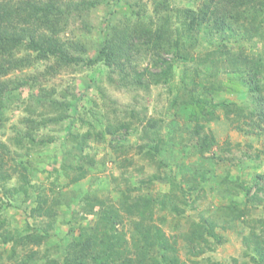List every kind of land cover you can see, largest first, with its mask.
I'll list each match as a JSON object with an SVG mask.
<instances>
[{"label": "trees", "instance_id": "16d2710c", "mask_svg": "<svg viewBox=\"0 0 264 264\" xmlns=\"http://www.w3.org/2000/svg\"><path fill=\"white\" fill-rule=\"evenodd\" d=\"M151 1L156 19L148 17L146 12L143 13V7L138 5L139 8L134 11L136 20L127 21L124 25L113 21L108 23L97 56L85 58L90 53V46L80 41L64 42L60 38L63 31L61 27L65 28L69 17H84L96 7L99 0L78 4L71 2L66 10L57 4V0H0V78L53 59L60 68L81 62L91 66L101 63L109 72L108 81L115 88L149 92L152 86L171 84L175 67L183 65L179 84L182 90L179 89L180 92L171 101L169 111L176 112L183 106L191 107L189 121L195 124L192 127L185 126L184 137L180 139L170 134L164 136L158 121L154 119H148L147 126L142 129L136 128L143 141L138 147L139 153L147 161L155 163L159 172L142 180L138 186L127 183L129 186L126 189L118 191L117 201L110 197L101 198L96 192L77 195L69 190H62L58 196L51 198L43 188H37L32 183L30 175L38 169L31 162L17 165L21 166V182L14 188H8L12 175L2 171L4 163L0 162V193L8 201L6 203L0 197V237L4 244L12 243L11 259L14 264H184L178 255L179 240L186 244L190 255L200 256L222 244L223 237L217 232L222 220V223L247 222L250 210L247 205L242 208V202L236 200L238 187L242 186H238L228 175H217L214 168H207L204 162L207 160L212 165L216 162L213 158H206V154L213 152L218 143L207 124L216 121L215 109L219 106L224 109L225 118L237 125L236 129L242 131L240 121L246 119L254 129L264 134V64L260 59L243 52L237 54L227 48L228 42L240 39L248 23L255 24L264 38V0H203L198 9L178 10L179 24L176 28L173 27L170 0ZM201 33L212 50L200 58L194 52L203 39ZM20 52H26L25 56H18ZM142 52L150 57L151 65L141 70L136 56ZM190 63H196V68L188 67ZM202 68L205 70L202 71ZM51 71L53 73L56 70ZM222 73L243 97L241 105L227 101L211 105L203 98L207 94L219 93L215 90L212 78ZM25 83L12 82L10 86V82L0 81V110L3 109L4 96L21 89ZM46 99L48 102L44 104L45 107H49L55 116L45 118L46 114L42 113L39 115L41 120L27 119L29 129L23 136L16 138L18 146L26 141L29 143L28 154L37 146L53 142L50 138L38 140L36 130L69 118L66 114L68 103L53 98L50 93H47ZM129 115L130 118L137 117L135 111H130ZM119 121L99 132L91 126L84 133H76L70 127L64 140L67 148L60 170L55 169L58 175L56 179L59 180L63 174L69 180L66 185L68 189L69 185L85 180L95 163L94 156L86 154L90 142L103 141L106 135L116 137L123 130L129 133L135 128V123L127 117ZM82 123H87L84 118ZM169 145L182 151L184 158H192L193 162L179 165L177 171L171 169L164 159ZM1 147L6 154L9 153L7 145L2 144ZM14 170L17 172L18 168ZM160 180L166 181L170 188L160 196H153L151 189ZM209 182L217 183L219 195L222 199H229V202L218 211L216 217L203 214L199 218L186 216V210L193 207L196 193L203 191V185ZM254 182L257 193L248 198L252 204L262 202L258 193L264 190V174L257 175ZM144 189L149 192L142 193ZM32 191L36 194V206L31 209L32 217L47 218L50 223L46 227L27 226L17 232L8 230L6 226L9 223L1 213L2 207L9 205L20 193L30 201ZM249 193L248 189L246 194ZM64 197H67V202L63 201ZM63 204L70 208L78 205L83 211V219L91 215L96 218L94 224L79 229L72 227L63 248L64 253L59 259L48 258V252L39 256L40 252L32 249L29 255L20 258L18 249L39 248L50 239L54 229L53 219L59 215ZM163 211L177 218H186L185 230L181 229L183 227L179 221L176 229L180 233L168 236L155 220L156 214ZM127 226H131L129 231ZM250 229L252 233L245 238L249 249L247 255L251 256V262L247 264H264V219L258 220L257 225Z\"/></svg>", "mask_w": 264, "mask_h": 264}, {"label": "rangeland", "instance_id": "374dc122", "mask_svg": "<svg viewBox=\"0 0 264 264\" xmlns=\"http://www.w3.org/2000/svg\"><path fill=\"white\" fill-rule=\"evenodd\" d=\"M84 1L88 0H57V4L66 10L71 2L78 4ZM202 2L203 0H170L173 27L176 28L179 24L177 23L178 10L198 9ZM138 5L143 7V13L146 12L148 17L153 16L156 19L151 0H99L96 7L90 9L84 17H69L65 28L61 27L63 31H61L60 38L68 43L79 41L85 43L91 48L85 58H95L103 43L108 23L113 21L124 25L127 21L134 22L136 20L134 11ZM245 26L240 39L228 42L227 48L237 54L243 52L260 59L264 64V38L259 34L255 24L248 23ZM200 36L203 38V33ZM203 39L194 52L195 56L200 58L212 50ZM25 53L20 52L18 56H25ZM136 57L141 70L151 65L150 57H147L144 52ZM50 66L53 68L50 69ZM195 66L196 63L188 65L191 69L196 68ZM53 69L56 71L51 73ZM183 69V65H177L171 84L152 86L149 92H133L115 88L108 81L109 72L101 63L91 66L86 62H81L60 68L53 59L1 77L0 81L10 82V86L13 85L12 82H26V85L21 89L14 90L4 96L2 99L3 109L0 110V162L4 163L2 171L12 175L8 182V188H14L21 182L19 177L21 166L17 167V165L21 162H31L38 169L37 172L30 175L32 183L36 184L37 188H43L51 198L58 196L62 190H69L68 192H75L77 195L96 192L101 198L110 197L117 201L118 191L126 189L129 186L127 183L138 186L142 180H147L150 175L159 172L155 163L147 161L139 153L138 147L143 141L136 128L142 129L147 126L148 119H154L158 121V127H161L164 136L170 134L175 135L176 138L178 136L180 139L184 137L185 126L195 125L189 121L191 107L183 106L176 112L169 111L171 101L176 97L178 91L180 92L179 84ZM203 70L205 69L202 68ZM47 71L50 72L47 73ZM153 71L156 70L153 68ZM212 81L215 84V90L219 93L203 96L209 104H220L224 101L239 105L243 103V97L236 91V87L225 74L213 77ZM47 93H50L53 98L69 104L67 111L65 110L69 118L59 124L51 123L36 130L35 135L38 140L50 138L53 142L46 146H37L33 152L28 154L29 143L26 141L23 145L18 146L16 138L19 135L23 136L29 129V125L26 124L27 119L41 120L42 117L39 115L42 113L46 114L45 118L55 116L49 107H45L48 102ZM78 99H80L79 103H77ZM130 111H135L137 117L130 118ZM215 113L216 121L207 124V128L214 132L218 143L213 152L206 154V158H213L216 162L215 165H212V162L206 160L205 166L214 168L217 175L221 177L228 175L238 186H242L238 187L239 195L236 200L242 202V208L247 205L250 212L246 217L247 222L239 220L222 223L224 220L221 221L217 232L223 237L222 244L214 246L213 249L207 250L200 256H194L190 255L186 244L179 240L178 255L184 264H247V262H251V256L247 255L249 249L245 238L252 233L251 226L257 225L258 220L264 219V190L258 193L262 202L255 204L248 202V198L257 193V187L254 184L255 177L264 174V134L260 133L258 129H254L249 124L250 121L246 119L240 121L243 130L236 129L237 125L231 124L225 118L224 109L220 106L215 109ZM179 114L183 116L178 117ZM126 117L135 123V128H132L129 133L123 130L116 137L106 135L103 141L92 140L90 142L86 154L93 155L95 163L90 167L89 175L85 180L76 185H69L68 189L66 185L69 180L65 179L63 174L59 180L56 179L58 175L55 173V169L60 170L67 148L64 140L68 136L70 127L76 133H84L91 126L96 132H99L106 130L109 124L116 125L117 122H120L119 120H124ZM83 118L86 120V124L82 123ZM2 144L7 145L9 153L6 154L3 151ZM167 149L164 159L171 169L177 171L179 165L193 162L192 158H184L183 152L174 148L173 145H169ZM15 168H18L17 172L14 170ZM162 171L164 172V170ZM57 184L58 186H55ZM169 188L166 181L160 180L152 187L151 192L153 196H160ZM203 188V191L194 196L193 207L186 210V216L199 218L203 214L207 217H216L218 211L229 202V199H222V196L219 195L217 183L209 182L204 184ZM248 189L250 190L249 195L246 194ZM147 192L149 190L144 189L142 193ZM0 197L4 202H8L3 194L0 193ZM35 200L36 194L33 191L30 201H27L25 195L20 193L9 205L2 207L1 213L9 223L6 226L8 230L17 232L27 226L31 228L36 225L46 227L50 223V219L32 217L31 209L36 206ZM63 201L67 202V197H64ZM180 205L183 207L181 203ZM155 218L156 223L170 237L180 233L176 229L179 221L182 223L183 228L181 229L185 230L186 218H177L167 211L157 213ZM53 220L54 229L50 239L39 248L33 246L26 250L18 249L20 258L29 255L32 249L39 251V256H44L48 252V258L59 259L64 253L63 248L67 244L72 227L79 229L91 226L96 218L91 215L87 219H83V211L78 205L70 208L63 204L60 207L59 215ZM130 227L127 226L128 231ZM11 253L12 243L4 244L3 238L0 237V264H14Z\"/></svg>", "mask_w": 264, "mask_h": 264}]
</instances>
